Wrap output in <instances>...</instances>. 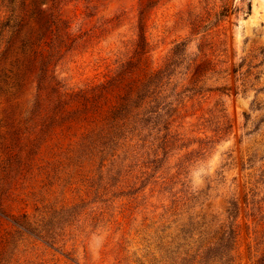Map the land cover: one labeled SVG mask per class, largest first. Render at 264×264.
Listing matches in <instances>:
<instances>
[{"label": "rangeland", "instance_id": "obj_1", "mask_svg": "<svg viewBox=\"0 0 264 264\" xmlns=\"http://www.w3.org/2000/svg\"><path fill=\"white\" fill-rule=\"evenodd\" d=\"M0 23V264H259L264 0H0ZM179 43L169 130L101 153Z\"/></svg>", "mask_w": 264, "mask_h": 264}, {"label": "trees", "instance_id": "obj_2", "mask_svg": "<svg viewBox=\"0 0 264 264\" xmlns=\"http://www.w3.org/2000/svg\"><path fill=\"white\" fill-rule=\"evenodd\" d=\"M5 1L10 6H13L15 3V0ZM220 16L225 17L226 14L221 13ZM5 26H8V24L0 23V34ZM187 58L185 44H177L172 50L166 64L158 72L139 81L136 89H133L132 86L128 88L125 95L121 97L119 104L110 112L109 123L111 131L103 143L101 153L105 152L107 148L116 145L120 140L125 141L129 138L132 141L135 136L140 137L143 132H147L149 136H152V133H154L157 135L153 138L154 141L160 140L158 134L169 130L168 121L176 111L177 97L183 93L175 91L176 85L170 87L174 82V77L170 76L173 75L176 68L185 62ZM206 68L207 66L202 67V72ZM200 73L199 70L198 74ZM198 80L199 77H196L193 83L196 84ZM187 90L191 91V88H186ZM192 90L198 92L195 88H192ZM223 93L228 94L225 91ZM156 129L157 134L155 133ZM234 240L235 231L230 227L221 233L218 241L208 252L212 253L213 250L220 249L228 251ZM226 256H228L227 253ZM259 264H264V258L260 260Z\"/></svg>", "mask_w": 264, "mask_h": 264}]
</instances>
